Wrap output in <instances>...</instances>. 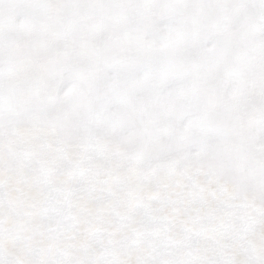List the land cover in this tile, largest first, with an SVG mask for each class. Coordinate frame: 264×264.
<instances>
[{"label":"snow or ice","instance_id":"1","mask_svg":"<svg viewBox=\"0 0 264 264\" xmlns=\"http://www.w3.org/2000/svg\"><path fill=\"white\" fill-rule=\"evenodd\" d=\"M0 264H264V0H0Z\"/></svg>","mask_w":264,"mask_h":264}]
</instances>
